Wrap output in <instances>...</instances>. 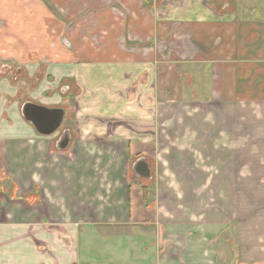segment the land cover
Wrapping results in <instances>:
<instances>
[{
    "label": "crops",
    "instance_id": "obj_1",
    "mask_svg": "<svg viewBox=\"0 0 264 264\" xmlns=\"http://www.w3.org/2000/svg\"><path fill=\"white\" fill-rule=\"evenodd\" d=\"M0 21L2 52L20 42L36 51H20L18 73L38 78L43 62L42 78L76 76L80 110L96 99L92 113L129 122L104 136L91 121L78 141L64 127L70 143L58 149L61 134H39L21 113L19 87L0 74V264L215 263L214 234L189 253L190 243L164 233L163 213L151 215L161 206L143 196L129 155L150 144L152 124L130 108L138 95L146 113L182 115L179 131L207 144V155L252 120L257 139L238 137L264 144V0H0ZM44 84L30 94L62 107ZM248 245L238 264H264Z\"/></svg>",
    "mask_w": 264,
    "mask_h": 264
},
{
    "label": "rangeland",
    "instance_id": "obj_2",
    "mask_svg": "<svg viewBox=\"0 0 264 264\" xmlns=\"http://www.w3.org/2000/svg\"><path fill=\"white\" fill-rule=\"evenodd\" d=\"M0 25L5 26V23L0 21ZM34 37L36 38L35 35ZM33 42L36 43L35 40ZM144 48L139 47L136 53L142 55L147 51ZM6 49L5 52L0 49V74H9L14 84L17 79H23H20L21 82L17 86L23 95L22 102L40 103L39 97L36 98L30 93L37 88L41 80L47 87L42 94L49 96L52 92L58 93L63 98L59 105L65 110L59 129L62 131L64 127L71 128L73 140L78 141L79 135L84 131H93L91 121L104 127V136L106 133L112 134L117 130V126L129 123L121 116V112H116L114 117H102L92 113V109L98 108L96 99L93 103H87V110H80L81 89L79 78L76 76L55 77V74H52L49 79L42 78L43 62L36 74L38 78L22 76V71H17L18 66H23L19 53L21 50L24 53L35 50L27 48L22 42L19 43L18 49ZM55 59H63V56H57ZM27 64L29 62L25 63ZM75 75H79V72H75ZM66 84L69 85V91L62 95V88ZM134 100L136 105L130 109L137 113L138 119L151 123L153 130L150 144H147V141L135 144V152L129 155L132 161L144 156L149 162L152 177H134L150 188L151 203L161 206L157 211L154 207L151 215L160 216V213H163L164 222L157 220L160 221L164 233H172L170 242L177 237L176 241L182 245L185 243L188 246L190 243V253L191 250L202 247L204 238L209 233L214 234L216 238L215 248L213 245L216 262L212 264H238L239 249L241 244L243 247V243L250 244L247 247L249 255L258 249L259 255L264 259V144L242 143V138L238 137L239 133H243L250 141H255L256 120L248 123V127L242 128V131L238 130V135L224 136L225 142L216 144V154L207 155V144L186 142L190 140L185 136L186 131H179V127H182L179 124L182 115L168 113L166 117L164 114L159 116L153 112L146 113L141 109V97L137 95ZM220 121L225 123L230 121V118ZM162 123L168 126H162ZM101 138L95 140L100 142L103 140ZM258 139L263 141L264 128ZM98 146V149L101 146L103 149L112 147L107 143H100ZM127 168L132 176L130 164ZM248 264L257 263L248 260Z\"/></svg>",
    "mask_w": 264,
    "mask_h": 264
},
{
    "label": "water",
    "instance_id": "obj_3",
    "mask_svg": "<svg viewBox=\"0 0 264 264\" xmlns=\"http://www.w3.org/2000/svg\"><path fill=\"white\" fill-rule=\"evenodd\" d=\"M21 113L24 119L39 134L49 136L60 128L64 116V109L62 107H48L31 101H25L21 106ZM70 139L71 133L69 129L64 128L57 140L56 147L58 149H65L69 145ZM139 163L141 166H138ZM133 169L138 177H152L149 162L144 156L137 158L133 162Z\"/></svg>",
    "mask_w": 264,
    "mask_h": 264
},
{
    "label": "trees",
    "instance_id": "obj_4",
    "mask_svg": "<svg viewBox=\"0 0 264 264\" xmlns=\"http://www.w3.org/2000/svg\"><path fill=\"white\" fill-rule=\"evenodd\" d=\"M148 195H150V190L148 189V186L143 185V196L146 198Z\"/></svg>",
    "mask_w": 264,
    "mask_h": 264
},
{
    "label": "flooded vegetation",
    "instance_id": "obj_5",
    "mask_svg": "<svg viewBox=\"0 0 264 264\" xmlns=\"http://www.w3.org/2000/svg\"><path fill=\"white\" fill-rule=\"evenodd\" d=\"M56 131H57V134H56V135L59 136V135L62 133L63 129H62V131H60V129H58V130H56ZM56 131H55V132H56ZM136 159H137V158H136ZM138 166H141L140 163L138 164ZM136 167H137V166H136ZM132 170H133V172H134V169H133V163H132ZM138 171H139V170H138ZM134 173H135V172H134ZM135 175H136V174H135Z\"/></svg>",
    "mask_w": 264,
    "mask_h": 264
},
{
    "label": "built area",
    "instance_id": "obj_6",
    "mask_svg": "<svg viewBox=\"0 0 264 264\" xmlns=\"http://www.w3.org/2000/svg\"><path fill=\"white\" fill-rule=\"evenodd\" d=\"M16 81L17 82L15 84H16V86H18V84H20L21 81L19 79H17Z\"/></svg>",
    "mask_w": 264,
    "mask_h": 264
}]
</instances>
